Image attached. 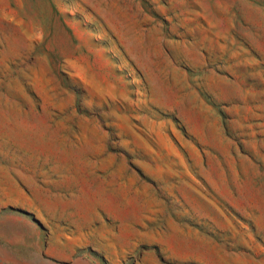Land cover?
Listing matches in <instances>:
<instances>
[{"label":"rangeland","instance_id":"obj_1","mask_svg":"<svg viewBox=\"0 0 264 264\" xmlns=\"http://www.w3.org/2000/svg\"><path fill=\"white\" fill-rule=\"evenodd\" d=\"M0 264H264V0H0Z\"/></svg>","mask_w":264,"mask_h":264}]
</instances>
